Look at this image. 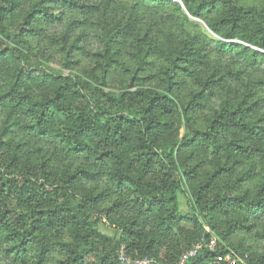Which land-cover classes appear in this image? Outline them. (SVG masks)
Masks as SVG:
<instances>
[{
  "label": "trees",
  "instance_id": "16d2710c",
  "mask_svg": "<svg viewBox=\"0 0 264 264\" xmlns=\"http://www.w3.org/2000/svg\"><path fill=\"white\" fill-rule=\"evenodd\" d=\"M211 232L187 264H264V0H0V264H175Z\"/></svg>",
  "mask_w": 264,
  "mask_h": 264
},
{
  "label": "rangeland",
  "instance_id": "374dc122",
  "mask_svg": "<svg viewBox=\"0 0 264 264\" xmlns=\"http://www.w3.org/2000/svg\"><path fill=\"white\" fill-rule=\"evenodd\" d=\"M241 1L258 2V0H241ZM193 21H196V20H193ZM41 45L46 47L45 43H42ZM46 52H48L47 54H48L49 59H50V61L48 62V65L51 68L56 69V70H60L64 73L68 72L67 69H65L61 66L60 55L58 53H55L52 48H48L46 50ZM76 57L79 58V60H80L78 68H81V67L87 65L88 60L85 58V56L80 55V54H76ZM178 196H179V202H180L179 203L180 211L182 213H191L192 212V208H191L192 202H191V197H190L188 191L186 189H184V191L180 192ZM98 228L102 232H104L110 236H117L119 234V230L110 227L107 224V222H105V220L103 218L98 223ZM204 229L206 231H210L207 226H204ZM211 234H213L215 237H217V235L214 232H211ZM244 239H245V241H244ZM230 241L231 242L244 241V243L245 242L250 243L253 247H256V248H260V246H261V244L259 242H256L253 237L245 236L243 234H236V235L232 236V238H230ZM53 257H54V260H60L62 258L57 253H55V255ZM147 264H160V262H157L155 259H152Z\"/></svg>",
  "mask_w": 264,
  "mask_h": 264
},
{
  "label": "built area",
  "instance_id": "2783aa9c",
  "mask_svg": "<svg viewBox=\"0 0 264 264\" xmlns=\"http://www.w3.org/2000/svg\"><path fill=\"white\" fill-rule=\"evenodd\" d=\"M217 245V240L215 236H211L209 240L200 239L196 244L192 245L188 250L183 252L177 262L175 264H187L188 261L195 257L201 250L208 249L210 251L214 250L215 246ZM119 259L124 264H147L151 261V259L143 258V259H131L127 257L123 250L119 251ZM214 263H225V264H235V260L232 258L230 254L225 255H217L215 257Z\"/></svg>",
  "mask_w": 264,
  "mask_h": 264
},
{
  "label": "water",
  "instance_id": "95a60500",
  "mask_svg": "<svg viewBox=\"0 0 264 264\" xmlns=\"http://www.w3.org/2000/svg\"><path fill=\"white\" fill-rule=\"evenodd\" d=\"M176 1H178V0H176Z\"/></svg>",
  "mask_w": 264,
  "mask_h": 264
}]
</instances>
